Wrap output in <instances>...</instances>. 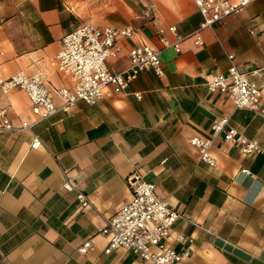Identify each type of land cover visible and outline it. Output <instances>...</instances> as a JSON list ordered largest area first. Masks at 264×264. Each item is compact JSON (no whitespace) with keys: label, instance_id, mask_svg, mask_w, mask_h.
I'll list each match as a JSON object with an SVG mask.
<instances>
[{"label":"crops","instance_id":"obj_1","mask_svg":"<svg viewBox=\"0 0 264 264\" xmlns=\"http://www.w3.org/2000/svg\"><path fill=\"white\" fill-rule=\"evenodd\" d=\"M202 20L194 0H0V76L42 72L52 85L71 88L51 59L77 25L131 27L108 61L122 70L132 46H161L159 28L173 40L168 26L187 35ZM199 33L201 45L188 36L180 51L161 52L160 76L144 70L124 93L79 101L31 130L0 131V264H136L138 256L125 248L105 253L108 237L100 233L131 199L132 173L155 183L179 212L166 239L188 250L178 264H264V152L244 154L211 128L228 117L264 148V96L258 110L236 108L229 93L207 87L232 63L264 86V0ZM0 106L14 125L30 114L21 88L1 94ZM34 134L42 141L37 149L30 147ZM193 136L212 139L214 165L200 159ZM65 182L91 205L83 207ZM179 233L185 242L176 240ZM87 239L92 247L82 253Z\"/></svg>","mask_w":264,"mask_h":264},{"label":"built area","instance_id":"obj_2","mask_svg":"<svg viewBox=\"0 0 264 264\" xmlns=\"http://www.w3.org/2000/svg\"><path fill=\"white\" fill-rule=\"evenodd\" d=\"M253 1L255 0H194L203 17L199 28L190 34L182 35L177 33L174 25L168 26L167 30L175 36L173 40L165 37L164 29L159 28L161 46L154 47L146 43L132 46L128 52L129 63L122 70L111 69L108 61L120 51L121 46L117 38L130 37L133 29L97 27L89 23L77 25L63 35L61 49L51 59L53 67L71 79L72 87L54 86L42 72L29 74L18 70L7 77L0 76V95L14 88H21L30 100V114L19 125L12 124L6 116L7 108L0 106V131L31 130L36 124L57 112H67L79 101L93 104L105 95L124 93L130 82L144 70L151 69L155 74L162 75L163 62L160 54L164 49L180 51L181 41L188 36H194L195 43L201 45L203 40L200 29L239 13ZM2 53L0 48V56ZM228 57L233 59V55ZM253 71L260 73L259 69ZM207 87L211 91L229 93L236 108L258 110L264 96V86L250 81L246 73L240 71L233 63L229 66L227 74H213L207 81ZM135 95L137 98L141 97L138 93ZM211 128L214 134L221 132L224 141L239 144L244 154L264 152V148L256 140L244 136L229 125L228 117L214 120ZM189 142L198 150L201 160L209 165L215 164L209 151L211 138L193 136ZM41 145L40 137L34 134L30 147L37 149ZM127 180L132 192L131 199L107 218L100 229V233L108 237L104 252L125 248L138 256L136 264H178L188 254V250H177L167 244L166 239L180 217L179 212L157 194L155 183L144 180L137 173L129 175ZM64 185L69 190H75L76 198L83 207L91 205L87 195L80 189L69 182ZM176 240L185 242L187 238L179 233ZM91 247L92 240L87 239L78 250L85 253Z\"/></svg>","mask_w":264,"mask_h":264}]
</instances>
